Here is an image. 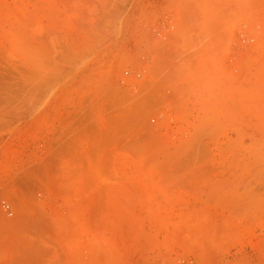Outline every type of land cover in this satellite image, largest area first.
Returning a JSON list of instances; mask_svg holds the SVG:
<instances>
[{"label": "rangeland", "instance_id": "1", "mask_svg": "<svg viewBox=\"0 0 264 264\" xmlns=\"http://www.w3.org/2000/svg\"><path fill=\"white\" fill-rule=\"evenodd\" d=\"M0 264H264V0H0Z\"/></svg>", "mask_w": 264, "mask_h": 264}]
</instances>
